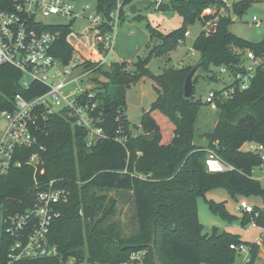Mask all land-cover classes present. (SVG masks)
Returning <instances> with one entry per match:
<instances>
[{
    "label": "trees",
    "instance_id": "obj_1",
    "mask_svg": "<svg viewBox=\"0 0 264 264\" xmlns=\"http://www.w3.org/2000/svg\"><path fill=\"white\" fill-rule=\"evenodd\" d=\"M115 3L116 0H97V9L107 15ZM130 3L125 0L124 6ZM167 4L182 16V27L160 36L159 44L130 69L127 66L131 64L126 62L112 63L105 69V66L84 60L92 49L96 30L87 26L75 32L71 23L47 27L58 35L53 54L62 65L71 62L75 51L71 37L77 43L86 40V53L78 50L83 59L80 67L84 72L94 74L95 89L85 93V100L95 104L89 117L102 130L104 139L86 148L84 129L73 125L65 111L54 114L49 120L47 134L38 138L37 145L17 154L15 160L21 162V167L12 168L6 176L0 177L3 216L23 213L31 207L33 169L25 162L39 147L44 149L40 152L43 174H37L36 179L43 185L50 180H59V186L70 191L68 202L58 207L60 217L53 221L48 235L49 243L57 247L58 256L14 264H61V260L70 257L122 264L139 250L147 251L144 264H154L149 248L153 239L161 264H232L236 252L230 246L240 244L249 248L247 264H254L258 245L243 242L228 232L218 233L216 229L205 232L198 220L197 200L204 199L212 214L233 221L235 218L229 215L224 203L207 200L206 193L224 189L231 197H264V189L251 175L260 159L242 150L250 142L264 145V69L258 70L248 90L237 92L231 100L217 103L219 118L214 129L204 134L206 146L194 143L201 106V102L194 99L199 80L196 73L200 71L208 80H215L212 69L223 67L234 73L244 50L264 57V41L250 43L229 31L231 13L241 15L251 1L232 4L227 8V14L219 16L211 33H199L193 43L198 56L195 66L166 68L161 74L153 75L148 68L152 57L174 51L178 41L184 38L185 25L201 21L203 10L217 11L223 6L221 0H168ZM193 67L196 68L193 96L186 99L183 87ZM144 77L153 80L157 97L140 119L141 133L132 136L124 115L126 91ZM19 78L18 72L10 66H0V90L6 96L19 91L16 86ZM45 91L46 87L33 83L24 95L32 98ZM88 94L92 96L88 97ZM120 136L127 137L124 144L117 141ZM208 150L214 151L232 170L207 173L204 161ZM103 190L130 194L138 228L135 235L120 238L115 223L104 229L103 226L114 217L116 205L114 200L105 204L104 196L95 195ZM240 224H253L264 229V208L254 207L251 214H242ZM11 241L1 235L0 264H7V247ZM262 245L264 247V239Z\"/></svg>",
    "mask_w": 264,
    "mask_h": 264
},
{
    "label": "built area",
    "instance_id": "obj_2",
    "mask_svg": "<svg viewBox=\"0 0 264 264\" xmlns=\"http://www.w3.org/2000/svg\"><path fill=\"white\" fill-rule=\"evenodd\" d=\"M78 1L80 0H0V66L8 65L20 75L16 83L18 92L8 97L0 90V177L6 176L12 168L21 167V162L15 160L17 154L37 145L38 138L47 134L49 120L54 114L65 111L73 125L84 129L86 148H91L98 140L104 139L102 130L96 127L89 117V111L94 109L95 104L85 100V93L88 91L80 86L71 91L68 89L77 81L73 74L82 70L80 62L83 59L79 54L73 53L71 62L62 65L53 54L58 35L47 29L48 26L42 24L40 18L57 16L68 21L60 25L71 23L74 26L76 20L87 23L88 27L96 30L88 56H93V63L104 66L106 57L113 52L125 0H116L114 9L107 15L98 11L97 0L92 7L85 5L77 12L74 3ZM250 1L264 3V0ZM160 2L167 3L168 0H155L154 5L157 6ZM221 2L223 6L217 11L207 8L201 13L202 32L211 33L216 28L219 16L227 14L229 4L227 0ZM87 11L91 13L83 15ZM205 17L210 18L204 20ZM252 23L258 27L261 21L254 16ZM188 36L189 32L186 31L183 37ZM184 38L178 41V45L183 44ZM188 54H195L193 47L188 50ZM259 69H264V57L244 50L237 71L232 73L226 68H218L219 73L228 78V83L219 91L209 92L205 103L211 110H217L218 102L231 100L237 92L248 90ZM85 74L89 72H83L81 75ZM33 83L46 87V91L41 95L26 98L24 93ZM91 96L88 94V97ZM126 140L125 136L117 138L121 144ZM245 145L247 147L244 152L258 156V166L264 168V145L254 142ZM43 151L44 149L39 147L25 162V165L33 169L34 194L31 207L23 213L5 214L3 217L2 234L12 240L7 247V264L58 256L57 247L49 243L48 235L53 221L60 217L58 207L68 202L70 191L59 186V180H50L43 185L36 179L37 174H43L40 157V152ZM204 167L206 172L211 174L232 170L212 150L207 151ZM252 172L253 170L251 175ZM262 173L264 175V171ZM253 208L246 200L241 199L236 205V212L251 214ZM79 215L82 213L79 212ZM262 230L258 241L264 239V229ZM230 249L244 252V264L249 262V248L246 250L245 246L240 244L231 245ZM146 255V250L133 252L129 261L122 264H144ZM60 262L104 264L90 261L87 257H70Z\"/></svg>",
    "mask_w": 264,
    "mask_h": 264
},
{
    "label": "rangeland",
    "instance_id": "obj_3",
    "mask_svg": "<svg viewBox=\"0 0 264 264\" xmlns=\"http://www.w3.org/2000/svg\"><path fill=\"white\" fill-rule=\"evenodd\" d=\"M155 0H132L129 5L123 8V17L120 20V25L114 40L113 52L106 57L105 69L109 68L112 63L126 62L127 68L130 69L138 59H143L148 56L151 49L159 44L160 36H166L169 33L182 27V16L173 10V6H169L168 11H158L154 5ZM242 0H227L229 7L234 3ZM168 3V2H167ZM95 0H80L74 3L77 12L85 5L92 7ZM136 6V13H130V7ZM232 10V8H231ZM91 13L84 12L83 15L87 16ZM256 16L261 24L256 27L252 23V17ZM40 22L47 26H55L65 24L68 21L57 16H50L47 18H40ZM88 24L81 20L74 22V31H82ZM186 31L189 36L184 38V42L178 45L174 51L164 54L163 56H154L150 59L148 68L153 75H159L166 68H178L179 66H195L198 61V56L195 53L193 56L188 54V50L193 47L194 40L202 30L200 20H196L192 24L185 25ZM229 31L236 37L248 41L250 43H259L264 41V3H252L241 15L237 16L234 12L231 13V23ZM71 37V36H70ZM69 41V40H68ZM73 44V53L85 54L86 40L75 41L71 37ZM70 41V42H71ZM81 43V44H80ZM79 54V53H78ZM86 60L95 61L93 56H85ZM84 71L73 74L77 81L68 87L73 90L75 87L80 86L83 90L90 91L95 89L93 81V73L81 75ZM215 80L206 79L205 75L200 71L196 73L199 80L195 85L194 99L201 102L199 108L196 126L194 143L206 146L207 142L204 138L205 133H210L219 118V113L216 110H211L205 103V98L209 92L219 91L224 88L228 83V78L219 73L218 69H212L211 73ZM101 80H103L100 77ZM155 84L152 79L144 77L136 83L129 86L126 91V106L124 115L129 123L132 136L141 133L139 127L140 119L145 110L155 101L157 94L154 90ZM92 92V91H91ZM78 94V93H76ZM2 119L0 118V124ZM246 145L242 150H246ZM264 168L259 166L254 167L252 178L257 180L262 189H264ZM96 196H104L106 198L105 204L109 200H114L116 205V213L112 219L108 221L103 227L104 229L108 224L115 223L120 238H128L137 233V224L134 217V207L129 193L116 192V191H97ZM207 200L212 199L214 202H223L229 215L235 219L228 221L221 219L218 215L212 214L204 201L199 198L197 200L198 220L204 227V231L210 233L211 230L216 229L218 233L228 232L239 238V240L246 243H255L259 240L262 229L255 227L252 224L242 226L240 220L242 218L241 212H236V205L239 200H246L253 207L264 208V197L259 195L236 196L231 197L224 189H215L206 193ZM3 209L0 206V237L3 231ZM258 254L254 264H264V247L262 241H258ZM260 245L262 248L260 250ZM245 249L248 246L244 245ZM235 258L232 264H244L245 253L238 250L235 251ZM260 253V255H259ZM250 259V257H249Z\"/></svg>",
    "mask_w": 264,
    "mask_h": 264
},
{
    "label": "water",
    "instance_id": "obj_4",
    "mask_svg": "<svg viewBox=\"0 0 264 264\" xmlns=\"http://www.w3.org/2000/svg\"><path fill=\"white\" fill-rule=\"evenodd\" d=\"M156 9L158 11H168L169 5L165 2H160L158 3V5L156 6ZM136 6H131L130 7V13L131 14H135L136 13ZM196 71V68L193 67L190 72L187 74L186 78H185V83H184V87H183V96L186 99H190L193 96V76L194 73ZM149 248L152 251V256H153V260H154V264H161L155 249V242L154 239L152 241V243L149 245Z\"/></svg>",
    "mask_w": 264,
    "mask_h": 264
},
{
    "label": "crops",
    "instance_id": "obj_5",
    "mask_svg": "<svg viewBox=\"0 0 264 264\" xmlns=\"http://www.w3.org/2000/svg\"><path fill=\"white\" fill-rule=\"evenodd\" d=\"M179 67H180V66H179ZM147 110H148V109H147ZM147 110H145V111H147ZM145 111H144V112H145ZM205 196H206V195H205ZM210 200H212V199H210ZM257 228H258V227H257ZM255 243H256L257 245L259 244L258 241H256ZM261 248H262V245H260V250H261ZM262 249H263V248H262ZM259 255H260V253H259Z\"/></svg>",
    "mask_w": 264,
    "mask_h": 264
}]
</instances>
